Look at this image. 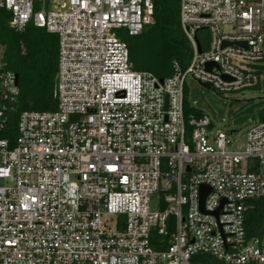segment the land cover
I'll use <instances>...</instances> for the list:
<instances>
[{
  "label": "built area",
  "instance_id": "2783aa9c",
  "mask_svg": "<svg viewBox=\"0 0 264 264\" xmlns=\"http://www.w3.org/2000/svg\"><path fill=\"white\" fill-rule=\"evenodd\" d=\"M179 1L192 59L160 79L122 40L153 0H0L12 29L59 40L57 108L21 113L14 140L19 80L0 61V264H264V229L247 226L264 202L263 110L243 144L185 111L189 79L264 92V0Z\"/></svg>",
  "mask_w": 264,
  "mask_h": 264
},
{
  "label": "trees",
  "instance_id": "16d2710c",
  "mask_svg": "<svg viewBox=\"0 0 264 264\" xmlns=\"http://www.w3.org/2000/svg\"><path fill=\"white\" fill-rule=\"evenodd\" d=\"M153 22L146 25L134 41L126 42L131 60L140 71H148L160 79L171 77L173 63L187 68L192 59V48L180 23L179 0H153ZM11 15L0 10V61L4 69L19 77L20 96L4 132L5 138L14 140L18 118L25 111H55V79L58 71L59 40L56 35L38 29L32 24L24 32L9 26ZM186 117H200L202 111L192 109L185 102ZM264 110L260 117L263 118ZM247 226L251 236L264 229V202L255 203L250 210Z\"/></svg>",
  "mask_w": 264,
  "mask_h": 264
},
{
  "label": "rangeland",
  "instance_id": "374dc122",
  "mask_svg": "<svg viewBox=\"0 0 264 264\" xmlns=\"http://www.w3.org/2000/svg\"><path fill=\"white\" fill-rule=\"evenodd\" d=\"M223 32H231L229 28H222ZM134 37L126 34L122 36L125 42L134 41ZM3 48L0 47V57ZM186 100L191 107H196L209 115L216 128L223 130H238V143L245 141V131L248 120L258 112L264 110V92L259 89H249L230 94L217 93L210 85L199 83L193 79L186 82ZM151 209L156 210L151 204Z\"/></svg>",
  "mask_w": 264,
  "mask_h": 264
},
{
  "label": "water",
  "instance_id": "95a60500",
  "mask_svg": "<svg viewBox=\"0 0 264 264\" xmlns=\"http://www.w3.org/2000/svg\"><path fill=\"white\" fill-rule=\"evenodd\" d=\"M229 45H231V44L226 43L224 47L229 46ZM200 52H201V50H200ZM214 66L217 67L216 64H208V65H207V69L210 70V69H211L212 67H214ZM17 78H18V80H19L18 75H17ZM231 134H232V135H235V134H236V131H235V130L232 131ZM207 194H208V191H206V190H203V191H202V203H203V201H204V199H205V197H206Z\"/></svg>",
  "mask_w": 264,
  "mask_h": 264
}]
</instances>
